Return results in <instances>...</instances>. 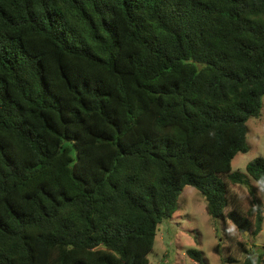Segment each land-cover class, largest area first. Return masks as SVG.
Returning <instances> with one entry per match:
<instances>
[{"label":"trees","instance_id":"obj_1","mask_svg":"<svg viewBox=\"0 0 264 264\" xmlns=\"http://www.w3.org/2000/svg\"><path fill=\"white\" fill-rule=\"evenodd\" d=\"M263 97L264 0H0V264H148L186 185L264 264Z\"/></svg>","mask_w":264,"mask_h":264},{"label":"rangeland","instance_id":"obj_2","mask_svg":"<svg viewBox=\"0 0 264 264\" xmlns=\"http://www.w3.org/2000/svg\"><path fill=\"white\" fill-rule=\"evenodd\" d=\"M247 126L249 149L234 156L231 163L233 171L244 172L248 161L264 157V97L260 115L249 118ZM231 186L240 196L243 206L247 207L250 200L247 187ZM256 194L262 202L264 216V192L257 188ZM226 225L229 235L243 241L255 252L264 251V220L260 232L254 237L242 236L229 221ZM229 244L222 219H213L206 211L204 196L195 187L186 185L178 197L172 217L163 219L158 225L153 249L147 255L148 264H199L186 254L188 248L198 249L204 264H224L222 258L228 255L243 259L233 243L228 248Z\"/></svg>","mask_w":264,"mask_h":264}]
</instances>
